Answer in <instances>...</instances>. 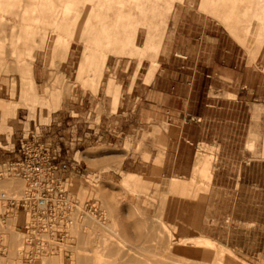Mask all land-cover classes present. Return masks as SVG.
I'll use <instances>...</instances> for the list:
<instances>
[{"label":"crops","instance_id":"1","mask_svg":"<svg viewBox=\"0 0 264 264\" xmlns=\"http://www.w3.org/2000/svg\"><path fill=\"white\" fill-rule=\"evenodd\" d=\"M95 6L91 53L105 60L87 80L80 75L89 51L66 19L72 41L60 69L63 108L52 98L34 121L0 87V177L11 172L23 139L45 142L68 163L57 173L64 182L86 175L96 159L103 181L141 180L140 198L160 200L164 222L197 227L247 263L263 264L264 0ZM60 53L56 44L50 57ZM42 82L36 75L38 95Z\"/></svg>","mask_w":264,"mask_h":264},{"label":"rangeland","instance_id":"2","mask_svg":"<svg viewBox=\"0 0 264 264\" xmlns=\"http://www.w3.org/2000/svg\"><path fill=\"white\" fill-rule=\"evenodd\" d=\"M0 4L4 8L1 9L2 13L0 12V34L4 35L2 30L4 26H7L5 32L9 33V36L0 41V87L5 86L6 89L8 86L10 93L20 98L22 105L30 110L29 117L40 122L50 99H57L58 105L55 106L61 108L64 106L62 103L66 94V82L60 69L72 41L69 37L71 33H66V30L70 29L71 20L73 27H76L72 32L73 36L83 43L82 49L89 52L97 51L95 0H0ZM66 19L70 20L69 24H66ZM81 31L85 36L82 40ZM56 44L61 53L63 51V57L60 55L57 58L50 57V50ZM75 45L81 50V45ZM80 50L77 59L80 57ZM88 73L83 76L85 80ZM36 75L42 79L43 85H46L39 95L35 87ZM70 77L75 79V74ZM68 91L69 88L67 94ZM88 164L91 171H87L86 175L65 182L69 198L73 202L70 213L75 211L77 205H81L85 211L97 218L111 222L129 242L154 248L159 239L169 241L170 247L178 251L172 254L174 258L197 255L210 259L212 264H249L227 245L210 239L197 227L187 230L164 222L159 216L160 200L155 196L152 202L150 198L147 200L140 198L144 193L141 180H136L133 184L129 178L122 181L118 175L116 182L103 181L95 171L96 159H89ZM5 178L10 179L13 184L7 188L12 191L11 197L17 199L25 194V192L21 194L15 188L17 184L25 187L26 181L23 178L8 172L4 178L0 177V180ZM4 189L6 188L0 186V191ZM16 208L17 203L11 204L8 200H0V225L6 222ZM84 210L79 212L78 218H85ZM19 213L21 214V211ZM17 224L16 220V228L20 233L27 230L19 228ZM68 230L69 236L65 242L68 245L63 244L55 249L63 253V258L53 264H79V255L71 245L76 247L82 243L80 233L73 228L72 223ZM85 230L87 236L83 240L85 243L83 245L89 249L81 251L94 257L97 264L116 262L117 256L105 254L110 241L104 240L103 231L97 230L96 233L89 234V230ZM17 235L18 240L13 247L10 234L0 236V262L3 263V260L7 259L8 262L5 264H46L44 258L50 251L43 252L37 246L29 244L28 240L23 245L20 240L22 235L19 233Z\"/></svg>","mask_w":264,"mask_h":264},{"label":"built area","instance_id":"3","mask_svg":"<svg viewBox=\"0 0 264 264\" xmlns=\"http://www.w3.org/2000/svg\"><path fill=\"white\" fill-rule=\"evenodd\" d=\"M67 165L45 142L23 139L20 157L9 173L26 181L25 194L16 199L3 193L9 203H17V217L21 211L23 218L17 226L27 229L29 244L43 252L61 247L69 236L67 219L73 202L57 175Z\"/></svg>","mask_w":264,"mask_h":264},{"label":"bare ground","instance_id":"4","mask_svg":"<svg viewBox=\"0 0 264 264\" xmlns=\"http://www.w3.org/2000/svg\"><path fill=\"white\" fill-rule=\"evenodd\" d=\"M1 9H4L2 7V4H0V12L2 13ZM2 30L4 32V35L0 34V41H2L5 37L9 36V33L5 32L7 30V26L2 27ZM104 60L105 56L102 54L98 55L91 52H86L80 64V75H84L86 72H88L89 69H99ZM12 185L13 184L11 180L8 178L0 180V186L6 188L0 191V200H7L5 197H3V193H6V195L8 196L12 195V191H9V189H7L10 188ZM15 188L18 192L22 194L25 192L26 185L25 187H22V185L17 184ZM22 196L23 195L17 197V199H20ZM82 210H84L82 206L77 205L75 211H72V215L70 213L67 219V223L70 225L69 227L71 228L72 223L73 228L80 233V238L82 240V243H80L79 246L75 247L74 245H71V247L75 249V251L79 255V264H97L94 257L81 251V249H89L84 246L85 243L83 240L87 236L85 229L89 230V234H94L97 230L103 231L104 240L110 241V245L109 247L107 246V252L105 254H113L117 256V260H115L116 262H114L113 264H141L144 263V261H146L147 264H212V262H210V259H205L204 257H199L197 255L186 256L185 258L172 257V254L178 253V251L170 247L171 242L169 241H163L159 239L158 243L154 247L155 249L131 241L129 242L127 239L124 238L121 232H119L118 229L113 226L111 222L107 220H101L88 211L84 210L86 213L84 219L78 218V214ZM16 220L17 208L15 212H13L11 216L6 220V222L0 225V236L5 235V233L10 234L11 247H13L18 240L17 233H19L20 236L22 235L20 237V240L23 245L26 243L28 236L27 230H23V232L21 231L22 233L17 230ZM67 245L68 243L65 244V246ZM19 249L22 250L21 248ZM62 258L63 253L60 250H54L50 251V254L48 256H45L44 260L46 264H53L58 259L62 260ZM5 262H8V260L5 259L3 260V263L0 262V264H5Z\"/></svg>","mask_w":264,"mask_h":264}]
</instances>
